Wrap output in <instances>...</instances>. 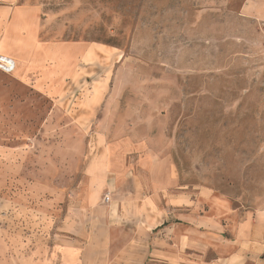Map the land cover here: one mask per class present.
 I'll list each match as a JSON object with an SVG mask.
<instances>
[{
	"label": "rangeland",
	"instance_id": "374dc122",
	"mask_svg": "<svg viewBox=\"0 0 264 264\" xmlns=\"http://www.w3.org/2000/svg\"><path fill=\"white\" fill-rule=\"evenodd\" d=\"M19 1L65 45L28 82L0 72V264L81 249L121 210L153 216L124 207L145 197L129 178L146 152L179 186L264 208V19L244 0Z\"/></svg>",
	"mask_w": 264,
	"mask_h": 264
},
{
	"label": "crops",
	"instance_id": "0c3cea01",
	"mask_svg": "<svg viewBox=\"0 0 264 264\" xmlns=\"http://www.w3.org/2000/svg\"><path fill=\"white\" fill-rule=\"evenodd\" d=\"M240 10L262 20L264 0H244ZM40 12L36 4L0 0V55L15 61L13 73L24 82L33 69L52 57L55 65L63 55L59 47L65 43L40 39ZM145 159L129 178L145 186V197L124 207L150 201L153 216L130 217L121 210L119 228L105 221L99 231L84 236L90 241L81 249L57 244L55 257L46 254V264H264V208L242 214L208 187L179 186L169 158L146 152ZM95 198L90 192L83 205L94 204Z\"/></svg>",
	"mask_w": 264,
	"mask_h": 264
},
{
	"label": "built area",
	"instance_id": "2783aa9c",
	"mask_svg": "<svg viewBox=\"0 0 264 264\" xmlns=\"http://www.w3.org/2000/svg\"><path fill=\"white\" fill-rule=\"evenodd\" d=\"M16 68L15 61L7 56L0 55V72L4 74H12ZM110 201L109 193H105L103 196V202Z\"/></svg>",
	"mask_w": 264,
	"mask_h": 264
}]
</instances>
